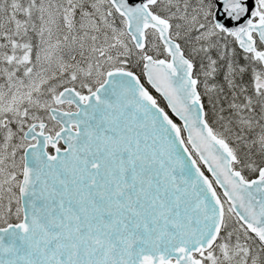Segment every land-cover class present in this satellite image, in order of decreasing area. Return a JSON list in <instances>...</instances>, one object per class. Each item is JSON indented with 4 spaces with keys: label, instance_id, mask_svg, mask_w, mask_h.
Here are the masks:
<instances>
[{
    "label": "snow or ice",
    "instance_id": "obj_1",
    "mask_svg": "<svg viewBox=\"0 0 264 264\" xmlns=\"http://www.w3.org/2000/svg\"><path fill=\"white\" fill-rule=\"evenodd\" d=\"M0 264H264V0H0Z\"/></svg>",
    "mask_w": 264,
    "mask_h": 264
}]
</instances>
